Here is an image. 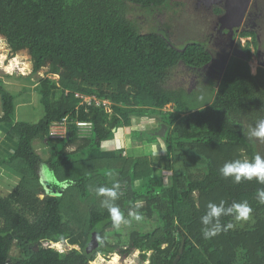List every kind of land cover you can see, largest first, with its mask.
<instances>
[{
  "label": "trees",
  "instance_id": "trees-1",
  "mask_svg": "<svg viewBox=\"0 0 264 264\" xmlns=\"http://www.w3.org/2000/svg\"><path fill=\"white\" fill-rule=\"evenodd\" d=\"M128 3L151 10L168 7L170 0H0V35L11 51H28L32 73L48 65V74L58 75L37 80L43 116L34 123L15 120L16 97L0 79V126L7 127L6 135L16 145L1 165L19 178L10 192L0 194V264H89L98 253L126 258L135 250L139 261L149 264H264V204L256 199L264 185L255 180L235 184L219 172L228 160L264 156V142L248 138L264 119V57L260 55L255 74L248 61L251 46L258 52L264 43L256 29L244 28L239 36L251 38L242 47L245 56L227 60L216 88L210 72L208 87L199 85L191 92L168 88L179 62L206 67L213 52L195 39L177 49L168 27L140 32L127 18ZM259 6L253 0L248 14ZM214 11L219 15L224 8ZM77 93L109 105L86 103ZM169 104L172 108L165 110ZM143 115L158 117V126L165 123V135L142 132L137 137L134 130L131 135H149L148 141L159 137L163 153L133 157L122 148L101 150L117 130ZM63 118L91 121L90 133L78 134L70 124L64 137H48L50 124ZM36 139H45L47 158L36 151ZM68 145L75 149L67 151ZM176 158L183 170L177 169ZM190 163L196 174L187 172ZM43 164L62 184L58 190L42 185L38 170ZM164 171L172 173L169 185ZM114 181L121 185L116 203L125 215L139 203L148 217L156 213L157 226L109 241L107 232L115 227L95 188L111 187ZM221 199L247 200L253 224L206 240L200 216L208 202ZM94 231L99 245L88 253ZM44 242H67L79 249L59 251ZM14 245L20 250L17 257L11 255Z\"/></svg>",
  "mask_w": 264,
  "mask_h": 264
},
{
  "label": "rangeland",
  "instance_id": "rangeland-1",
  "mask_svg": "<svg viewBox=\"0 0 264 264\" xmlns=\"http://www.w3.org/2000/svg\"><path fill=\"white\" fill-rule=\"evenodd\" d=\"M213 6L214 4L207 6L201 1L198 2V0H170V5L168 7L148 10L128 3L127 18L138 25L140 32L146 33L148 30H150V28L162 32L163 29L168 27L166 32L171 34V40H173L175 43L177 42V49H181L186 41L195 39L205 42L208 48L213 52V61L211 65L206 67L204 66L195 68L190 67L183 62H179L172 71V78L167 83L166 87L177 88L181 86L184 87L187 92H191L192 90H196L199 85H203L204 87L207 85V73L210 72L211 75L213 73L215 74V82L213 83V86L216 88L218 78L223 72L227 60H229V58L234 55L245 56V52L243 51L242 47L246 45L247 41H250V37H240L237 35L234 38L233 45L230 47L227 46L226 48L216 44V37L218 33L217 30H215V26L217 25V17L219 16L212 11L211 7ZM257 6H259L257 12L253 13L252 15H246V19H244L245 21L241 25L240 31L244 28L256 29L257 33L259 34V42L260 44H263L264 26L261 31L260 26L263 25L262 22L264 21V0H257ZM260 55L264 57V46L261 45V47L258 49V52L255 47L251 46V57L249 58L248 62L252 74H255L258 67L261 66L259 61V58L261 57ZM14 58L18 59V64H14L13 67L9 68L8 65ZM24 64H28V66L26 67ZM47 71L48 65L42 67L37 73H32V62L28 51L26 49H22L16 53H13L6 42L5 37L0 35V79L4 82L6 88L16 97V107L14 114L16 121H27L34 123L43 116V106L40 101V95L37 92V80L43 76H49L55 79L58 78V75L48 74ZM90 99H94L93 96L84 98L85 101H89ZM95 101L100 102L101 100ZM104 103H106L107 106L109 105V102L106 100ZM171 108L172 106L169 104L165 106L164 109L170 110ZM133 119L134 118H132V120ZM137 119L138 120L135 122L132 121L129 127H122V130H117L109 141H105L103 143L101 149L105 151H111L122 148L124 150V154H129V156L133 157L146 154L150 156L153 155L154 152L161 154L164 151V144L162 143L161 139H158L159 137L153 141H148L150 137L149 135L146 139L134 138L132 136L129 137V133L132 128H136L133 130L137 132V137H140L142 132H146L150 135L154 134V132H156L161 125L160 124L158 126L159 118L154 116L147 117L146 115H143ZM66 123V125L58 123L55 125L50 124L48 137L51 138L57 134V136H62L65 133L67 134L70 124H74L76 126V132L78 134L84 133V135L87 136L90 133V128L78 126L76 121L66 119ZM7 130L8 129L6 126H0V194L2 195L10 192L19 181V178L16 174L6 170L3 165H1L3 157L13 152L16 146L15 141L11 140L6 135ZM51 131H54L55 134H52ZM135 141L137 142L135 143ZM126 142H129V145H132V147L126 148L125 146H128L126 145ZM151 145H154V147L150 148ZM34 147L43 158H47L49 156V147L46 145L45 139L34 140ZM66 149L67 151H71L75 149V146L68 145ZM88 152H90V150L85 151V153ZM175 165L177 169L183 170V168H185L183 167L181 159L176 158ZM186 169L187 172L193 174L197 173V169H195L192 163H190V166ZM38 173L41 183L46 188V190H58V188L62 186V184L55 180L46 165L43 164L38 170ZM157 173H161V170L158 169ZM171 176V171L163 172L164 183L166 185L171 183ZM139 183H141V181ZM40 196L42 197L43 195L41 194ZM141 213L144 217L142 221H133L131 225H121L118 228L115 227V229L109 230L107 232L109 241L115 242L117 239L126 240L132 230L143 232L158 225L156 213L150 217H148L145 212ZM252 224L253 216L249 221L239 223L236 227L250 226ZM59 243V247L55 246V243L51 242H44L43 245L53 247L59 251H68L73 247L79 249V246L77 245H71L67 242ZM19 254V248L14 245L11 249V255L17 257ZM114 254L117 253H98L95 259L89 264H113L111 260ZM139 254V250H135L126 258H120V255L117 254L118 260L115 264H149V260L140 262ZM147 254L149 255L150 252Z\"/></svg>",
  "mask_w": 264,
  "mask_h": 264
},
{
  "label": "clouds",
  "instance_id": "clouds-1",
  "mask_svg": "<svg viewBox=\"0 0 264 264\" xmlns=\"http://www.w3.org/2000/svg\"><path fill=\"white\" fill-rule=\"evenodd\" d=\"M248 138L264 142V119H259L249 130ZM219 172L235 184L255 180L256 183L264 185V156L257 154L251 159L228 160L219 168ZM120 189L119 181H114L111 187L98 186L95 188L97 196L103 197L100 201L101 206L108 211L113 226L117 228L144 219L139 211L141 207L139 203L134 204L125 215L116 203L120 199ZM256 199L259 204H264V187L257 189ZM252 214L253 208L247 200L228 203L221 199L219 202H208L204 214L200 216L201 235L206 240L211 239L234 229L239 223L249 221ZM225 217H230L231 220L224 222Z\"/></svg>",
  "mask_w": 264,
  "mask_h": 264
},
{
  "label": "water",
  "instance_id": "water-1",
  "mask_svg": "<svg viewBox=\"0 0 264 264\" xmlns=\"http://www.w3.org/2000/svg\"><path fill=\"white\" fill-rule=\"evenodd\" d=\"M205 5H209V0H202ZM213 4H218V0H212ZM253 0H223L222 5L224 8L223 14L218 17L217 25L219 27V31H223L225 29L228 30L230 37H233L236 32L239 31L241 27L246 13L248 12L250 5L252 4ZM168 126L165 123H161L159 129L154 132L156 136L162 137L165 135ZM183 242L182 246L179 249V255L176 256L174 263H176L179 258L180 254L183 250ZM99 245L97 233L94 231L91 234V239L86 246V252H91L92 250L96 249ZM35 248H38V245H35ZM75 248V247H74Z\"/></svg>",
  "mask_w": 264,
  "mask_h": 264
},
{
  "label": "flooded vegetation",
  "instance_id": "flooded-vegetation-1",
  "mask_svg": "<svg viewBox=\"0 0 264 264\" xmlns=\"http://www.w3.org/2000/svg\"><path fill=\"white\" fill-rule=\"evenodd\" d=\"M202 2V3H204L202 0H198V2ZM210 1V3H209V5L208 6H210V4H213V1L212 0H209ZM222 2H223V0H218V4L217 5H215L214 4V6L213 7H211L212 8V11L215 13V9H216V7H222L223 8V5H222ZM253 2V1H252ZM251 6V5H250ZM249 11V10H248ZM249 12H247L246 13V15L248 14ZM215 14H217V13H215ZM221 14H223V13H221ZM221 14H217L218 16H220ZM249 15V14H248ZM218 18V17H217ZM245 19H246V16H245ZM245 21V20H244ZM244 21H243V23H244ZM242 23V24H243ZM241 28V27H240ZM240 28H239V31L238 32H236L235 34H234V36L233 37H230V34L228 33V30L227 29H225V30H223V31H219L218 29H219V27H218V25H216L215 26V30H217V33H218V35H217V41H216V44H218V45H221L222 47L224 46L225 48L227 47V46H232L233 45V43H234V38H235V36H237V35H239V32H240ZM230 44V45H229Z\"/></svg>",
  "mask_w": 264,
  "mask_h": 264
},
{
  "label": "built area",
  "instance_id": "built-area-1",
  "mask_svg": "<svg viewBox=\"0 0 264 264\" xmlns=\"http://www.w3.org/2000/svg\"><path fill=\"white\" fill-rule=\"evenodd\" d=\"M77 96H80V97H82V99H83V101L84 102H86V103H90V101L91 100H96L94 97V99H90L89 101H85L84 100V98H86L85 96H83V95H80V94H76ZM105 101H102V104L103 105H106V103H104ZM96 103H101V102H96ZM107 109H108V107H107ZM66 119L67 118H63L62 120H60V121H54V122H52L51 124H63V125H66L67 123H66ZM76 123L78 124V126H82V127H88V128H90V130H91V127H92V123H91V121H79V120H77L76 121ZM51 133L52 134H55V132L54 131H51ZM66 134V133H65ZM65 134L64 135H62V136H57V135H54L53 137H51V138H61V137H64L65 136ZM82 134V133H81Z\"/></svg>",
  "mask_w": 264,
  "mask_h": 264
},
{
  "label": "bare ground",
  "instance_id": "bare-ground-1",
  "mask_svg": "<svg viewBox=\"0 0 264 264\" xmlns=\"http://www.w3.org/2000/svg\"><path fill=\"white\" fill-rule=\"evenodd\" d=\"M14 64H18V59L17 58H14L11 63L8 65L9 68L13 67ZM24 66H28V64H24ZM22 71V70H21ZM55 246L59 247L60 246V243H55L54 244ZM104 259V258H103ZM117 260H118V257H117V254H114L113 257H112V260L111 262L113 264L117 263Z\"/></svg>",
  "mask_w": 264,
  "mask_h": 264
},
{
  "label": "crops",
  "instance_id": "crops-1",
  "mask_svg": "<svg viewBox=\"0 0 264 264\" xmlns=\"http://www.w3.org/2000/svg\"><path fill=\"white\" fill-rule=\"evenodd\" d=\"M138 119L137 118H134L132 121H137ZM131 121V122H132ZM158 127V126H157ZM125 128V127H124ZM123 128V129H124ZM133 129H136V128H132L131 130H130V133H129V137H131L132 135H131V131L133 130ZM120 130H122V128H120ZM133 137V136H132ZM134 138H136V137H134ZM124 142V141H123ZM137 141H135V143H136ZM146 142V141H145ZM128 143V144H127ZM125 144V143H124ZM126 145H128V146H125L126 148H130V147H132V145H129V142H126ZM144 146V145H143ZM152 147H154V145H151V147L150 148H152ZM163 149V148H162ZM101 150H103V149H101ZM154 150V149H153ZM105 151V150H104ZM140 151V150H139ZM164 152V151H163ZM162 152V153H163ZM88 153H85V155H87ZM155 155H158V153H156V152H154V154H153V156H155ZM128 156H129V154H128ZM171 179V178H170ZM60 190V189H59ZM53 191H55V190H53Z\"/></svg>",
  "mask_w": 264,
  "mask_h": 264
}]
</instances>
